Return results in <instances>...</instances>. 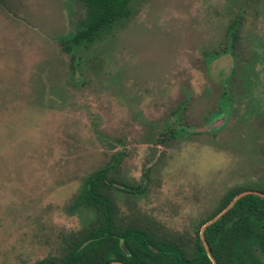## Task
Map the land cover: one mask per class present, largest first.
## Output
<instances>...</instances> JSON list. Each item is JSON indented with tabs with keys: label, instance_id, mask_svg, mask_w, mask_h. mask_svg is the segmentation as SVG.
<instances>
[{
	"label": "rangeland",
	"instance_id": "rangeland-1",
	"mask_svg": "<svg viewBox=\"0 0 264 264\" xmlns=\"http://www.w3.org/2000/svg\"><path fill=\"white\" fill-rule=\"evenodd\" d=\"M128 9L73 46L81 1L0 0V264L58 263L89 243L103 208L77 200L104 167L116 184L143 187L96 184L114 233L135 246L160 229L193 256L202 224L237 196L225 194L264 180V125L253 120L264 121V0ZM245 206L212 243L222 264L244 226L262 225L264 213ZM105 237L94 245L100 260L116 251Z\"/></svg>",
	"mask_w": 264,
	"mask_h": 264
},
{
	"label": "flooded vegetation",
	"instance_id": "flooded-vegetation-1",
	"mask_svg": "<svg viewBox=\"0 0 264 264\" xmlns=\"http://www.w3.org/2000/svg\"><path fill=\"white\" fill-rule=\"evenodd\" d=\"M225 53V52H224ZM218 55V54H217ZM216 55V56H217ZM263 118H254V122L256 121L257 126L259 125H264V121L262 120ZM244 118L241 117V122H243ZM256 126V127H257ZM261 133H257L255 134V137H259ZM108 180V179H107ZM112 183H108V181H105L104 183L108 184V185H112L115 186L116 189L122 190V191H126L127 193L130 194H136V193H140L143 191V187H141L140 185H136L139 186L141 188L140 191H130L128 189H130L129 187H131L132 185H124V184H116L114 181H112L111 179H109ZM136 186H132V187H136ZM244 191H251L253 193L247 194V195H254L255 199L260 198V196H262V199L264 200V180H257V181H252L249 183H245L243 185H238L235 189H230L226 194L225 197L227 196H235V195H239L240 193L244 192ZM96 196V195H95ZM246 196V195H244ZM243 197V196H242ZM240 197L238 200H236L234 202V204L227 210L225 211L219 218H217L215 221H213L212 223H210L209 225H207L203 231V238L205 241V245L204 246L201 237H200V233H198V246H199V252L197 253L196 256H193L192 253H189L186 249H185V244L182 243V248L180 247L179 244V240L176 238H172L173 241L176 242V244H173L170 242H168L169 239H164L161 235L159 230H154L156 231V234L151 235V237H149L148 239H144V241L142 242H138L135 246H132L130 243V239L127 240V236H122L121 234H115L113 227L111 225V222L109 224V226L111 227V231H110V236H112V238L115 241V252L112 251L111 252V257H109L106 261V264H109L111 262H118V264H138L140 263V261H143V263L145 264H153V263H158L160 262L159 260L164 258V256L170 255L174 261L173 264H194L195 260H204V258L210 257V259L212 258V262L213 264H218L215 260V258L219 261L220 264H222V262H220V259L212 253V243L216 240L217 235H222V229L221 227L224 226L226 227V225L229 223L228 221L223 222V220H225V218L227 217V215L230 214V212L232 211V209L238 205V201L242 198ZM252 200L253 203L247 204L250 205L252 207L256 206L257 209L261 210L264 213V204L262 206H260V208L258 207L257 204V200ZM230 203V202H229ZM228 203V204H229ZM228 204H220L219 207L216 209V212L214 213V215H212L210 218L207 219V221H205L201 228L210 220H212L213 218L216 217V215L221 212ZM79 205V204H78ZM238 207L240 208H247L248 206L245 205H238ZM264 218H262L261 220V224L260 226H258L255 223L250 224L249 226H244L246 228V230H244L241 234V237L236 238L235 241L232 242V245L229 248V252L228 253V257L231 259L232 264H261V261H263L260 252L261 250V246L259 245L260 243H258V241H260L261 239L264 240V233H262L261 238H260V231H262V227H264ZM218 222V230L216 229L214 236L213 235H209L208 238L205 237V231L207 229H210V227L213 224H216ZM101 222H98V225L95 226L93 229H96V234L99 233V226H100ZM261 228V229H260ZM255 229H259L257 233L255 231ZM201 230V229H200ZM123 231V230H122ZM211 233L212 231L209 230ZM92 232V230L90 231V233ZM264 232V231H263ZM159 233V234H158ZM151 234V233H150ZM103 238H106L105 236H98L95 239H88L87 242L91 243L92 241L95 240V243L92 246V249L94 250V245H98V243L100 242V240H102ZM259 239V240H258ZM154 241L156 244H154ZM83 244V243H82ZM82 244L77 245L76 247H74L75 249L79 250L84 248L86 245L82 246ZM172 247V248H171ZM73 249V248H72ZM72 249H70V251H72ZM70 251H68L65 255H67ZM141 251L144 252V254L140 255ZM64 255V256H65ZM156 257V258H155ZM159 259V260H156ZM61 260V259H60ZM43 262V263H37V264H50L51 260ZM61 262V261H60ZM60 262H54L56 264H59Z\"/></svg>",
	"mask_w": 264,
	"mask_h": 264
},
{
	"label": "trees",
	"instance_id": "trees-1",
	"mask_svg": "<svg viewBox=\"0 0 264 264\" xmlns=\"http://www.w3.org/2000/svg\"><path fill=\"white\" fill-rule=\"evenodd\" d=\"M85 7V17L80 21L79 28L70 38V43L73 46H79L85 41H89L95 31L96 25L94 23L99 21L107 25L111 18L125 17L129 13L128 4L130 0H79ZM108 169L106 167L96 171L91 174L87 179L85 184L82 187V192L80 194L77 202L87 203L89 205H95L99 203L103 208V216L100 220L101 224L99 226V233L96 234V229H92V232L89 235L82 237V240L95 239L98 236H110L111 227L109 226L111 220V208L109 207L106 196L96 191V184H104L105 181L112 183L107 174ZM108 179V180H107ZM130 191H140L139 186L129 187ZM96 195V196H95ZM254 195L243 196L237 203L238 205H247L253 203ZM264 223V221H263ZM218 222L213 224L210 229L205 231V237L208 238L209 235H213L218 230ZM211 230L212 233L209 231ZM210 235V236H211ZM95 240L91 243H88L82 249L73 248L67 255H65L60 261L59 264H106L107 259L100 260L98 254L92 249ZM218 264L219 261L215 258ZM50 264H56L53 261ZM138 264H145L143 261H140Z\"/></svg>",
	"mask_w": 264,
	"mask_h": 264
},
{
	"label": "water",
	"instance_id": "water-1",
	"mask_svg": "<svg viewBox=\"0 0 264 264\" xmlns=\"http://www.w3.org/2000/svg\"><path fill=\"white\" fill-rule=\"evenodd\" d=\"M250 193H253L251 191H244L242 193H240L239 195H237L222 211L220 214H218L215 218H213L212 220L208 221L200 230V237H201V240L204 244V246L206 247L205 245V241H204V238H203V231L205 229V227L207 225H209L210 223H212L213 221H215L217 218H219L225 211H227L233 204L236 200H238L240 197L244 196V195H247V194H250ZM109 264H118V262H111Z\"/></svg>",
	"mask_w": 264,
	"mask_h": 264
}]
</instances>
